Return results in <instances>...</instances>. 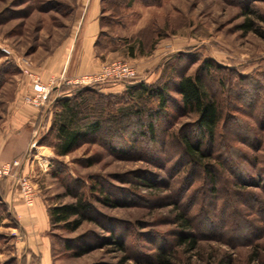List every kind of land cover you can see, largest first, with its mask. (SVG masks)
I'll return each mask as SVG.
<instances>
[{"label": "rangeland", "instance_id": "1", "mask_svg": "<svg viewBox=\"0 0 264 264\" xmlns=\"http://www.w3.org/2000/svg\"><path fill=\"white\" fill-rule=\"evenodd\" d=\"M82 12L81 0H0V46L11 50L7 55L0 47V141L15 133L25 107L28 113L38 112L30 147L24 155L12 156V141L0 145V165L19 160L15 171L30 179L34 201L41 197L48 209L74 201L72 191L84 193L93 208L87 213L90 219L75 231L63 223L51 226L52 264H160L161 251L175 255L172 264H264V141L256 135L252 144L237 135H264V0H104L102 34L95 46L101 66L71 80L63 72L44 82L54 86L50 102L34 105L35 64L70 40H79ZM246 20L254 24L250 32L242 27ZM206 58L224 66L207 77L225 106L219 132L232 134L235 147L246 153L226 154L228 160L242 162L243 170L238 173L228 163L219 167V192L201 168L188 164L184 171L188 161L180 144L171 136L162 141L164 131L174 130L199 138L195 115L181 108L180 95L170 89L168 106L161 110L157 98L140 100L133 89L127 91L124 80L105 77L106 68L120 61L134 68L131 82L143 79L153 87H172L178 74L195 72ZM84 76L91 83L77 82ZM89 85L96 93L89 120L100 113L111 120L123 108L141 107L146 123L152 113L158 116L159 142L132 117L128 129L114 130L110 137L92 135L60 155L54 121L61 109L56 101ZM249 92L258 93L260 100H248ZM112 126L105 122V127ZM257 155L258 164L253 159ZM139 178L149 179L157 189L147 188ZM105 193L116 206L103 202ZM7 198L30 206L13 175L0 177V264H27L25 233ZM180 210L192 217L200 239L196 250L175 245L186 233L176 221ZM236 219L241 225L233 227Z\"/></svg>", "mask_w": 264, "mask_h": 264}, {"label": "trees", "instance_id": "2", "mask_svg": "<svg viewBox=\"0 0 264 264\" xmlns=\"http://www.w3.org/2000/svg\"><path fill=\"white\" fill-rule=\"evenodd\" d=\"M103 2L104 0H102V3ZM248 13L249 12L246 11L245 15H248ZM242 27L250 32L254 29V24L251 20H246L243 22ZM101 34L102 32H100V35ZM99 37L97 38L95 45L98 44ZM212 69L223 70L224 66L216 62L214 58H206L200 68L195 72H181V74H178V78L172 87H170L169 84H164L162 86L156 85L153 87L152 84H147L143 79L132 82L130 80H124L122 82L128 87L127 91L130 92L134 90L133 92L140 100H145L144 98H157L161 103V110H166L168 106L170 89H173L180 95L181 108L195 115V125L200 130L199 138L192 140L190 135L185 133L179 135V131L174 130L173 132L168 133H166L167 131H164L162 141H166L165 138L171 136L178 144H180V152L188 161L187 164L183 165L184 171L188 169V164L201 168L204 172V177L206 176V178L210 179L212 182L214 188L213 191L219 192V190L215 188L216 184L219 183L218 180L221 176L220 169H218L219 167L223 165L226 166L228 163L230 167L238 173L240 170H243L242 162L228 160L226 154L235 152L237 154L240 153V155H245L246 153L235 147L231 137L229 138V135L231 136L232 134L229 132H219L221 122L223 121L225 106L222 102L223 99L217 92L211 91L210 84L207 82V77L212 75ZM223 81H225L224 78ZM223 85L225 87L226 83L224 82ZM252 85H254V83H252ZM91 87L92 85H89L73 96L64 95L59 97L56 101L57 104H60L61 109L59 118L54 121L57 123L56 134L60 140L58 149L60 155L69 154L78 147L79 143L88 139L92 135L110 137L114 130L123 131L128 129L132 117L138 119L137 122L140 129L146 127L147 130L144 131V133H146L152 141L159 142L155 124V119H157L158 116L152 113V117L149 118L148 123H146L144 121V117H147L145 113L146 111L141 107L123 108L121 109V116H112L110 118L111 120L107 119L102 113L89 120L88 110L90 108L89 106L93 104L92 100L94 99V94L92 93H95L94 89ZM68 92H66V90L64 91V93ZM249 93L250 94L247 95L249 98L248 100H260L258 93ZM91 109L93 110V107H91ZM105 122L113 123L114 126L107 128L105 127ZM56 123H54V126ZM237 135L246 140L249 139L250 142L248 143L252 144H254L256 135L261 141H264V135L262 132H245V134L237 133ZM205 144H207V148L203 149ZM253 159L256 160V164H258L259 156H254ZM138 180L149 189H157L156 184L149 179L139 178ZM237 184L245 186L244 183L240 184L237 182ZM98 187L99 185L97 184L94 186L96 189H99ZM102 191L104 192L105 190L103 189ZM221 192L228 200L229 192L227 188L223 187ZM70 195H73L74 201L56 205L49 209L51 226L63 223L67 229L75 231L90 219L87 216V213L93 208L85 197V194L72 191ZM103 202L107 205H117L108 195L104 197ZM260 212L263 215L262 218L264 222V203ZM176 221L186 233H182L177 237L175 245L179 247L189 246V251L198 249L200 246V239L194 231L195 226L192 217L188 215V212L180 210L177 214ZM240 223L241 222L236 219L232 222V225L233 227H237L241 225ZM230 225H227L226 227H229ZM67 247L71 248L73 246L69 243L67 244ZM121 247L124 248V245L121 244ZM174 256L175 255L172 252L161 251L157 260L160 264H172ZM24 259L25 256H23V260ZM229 264H232V262H229Z\"/></svg>", "mask_w": 264, "mask_h": 264}, {"label": "crops", "instance_id": "3", "mask_svg": "<svg viewBox=\"0 0 264 264\" xmlns=\"http://www.w3.org/2000/svg\"><path fill=\"white\" fill-rule=\"evenodd\" d=\"M101 7L102 0H81L83 12L79 23L81 29L79 40H70L35 64L37 77L42 82L60 77L63 72H67L71 80L90 73L101 66L102 61L95 50V42L101 32ZM158 65L154 69L152 68L151 72H155ZM26 109L25 107L23 110L25 114H21L17 120L16 131H12L15 133L6 136L4 142L0 141V145L3 146H10V142H13L15 148L12 156L24 155L31 144L33 123L37 120L38 112H34L36 110L33 109L31 113V110L28 109L30 112L28 113ZM12 201L10 203L8 200V203L13 207L20 227L25 233L24 239L19 235V238L23 239L25 262L27 264H52L53 250L49 237L51 219L45 201L38 197L33 205H30L31 207L26 206L23 201H17L16 203L14 202L15 199H12Z\"/></svg>", "mask_w": 264, "mask_h": 264}, {"label": "built area", "instance_id": "4", "mask_svg": "<svg viewBox=\"0 0 264 264\" xmlns=\"http://www.w3.org/2000/svg\"><path fill=\"white\" fill-rule=\"evenodd\" d=\"M1 47V46H0ZM1 49L7 54H11V50L8 48L2 46ZM105 77H115V79L119 80H129L130 78L135 76V70L134 68L130 67L128 64L123 62H115L113 65L106 68ZM90 79L88 76H84L82 78L77 79L81 82H87ZM37 86H38V93L34 95L32 98H30V102L33 103L36 106H41L45 103V106L50 102L49 95L51 90L54 86H51L50 84H46L42 82L37 76H36ZM54 80H52L53 82ZM92 81V80H90ZM89 81V82H90ZM91 83V82H90ZM21 165V162L19 160L14 161L11 163H3L0 165V177H6L13 175L16 179V181L21 185V191L23 193V196L27 203L29 205L33 204L34 201V187L32 185V182L30 179L22 178L21 175H19L20 169H16V167H19Z\"/></svg>", "mask_w": 264, "mask_h": 264}]
</instances>
